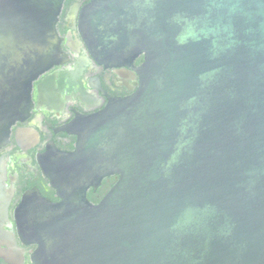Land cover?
<instances>
[{
    "label": "water",
    "instance_id": "95a60500",
    "mask_svg": "<svg viewBox=\"0 0 264 264\" xmlns=\"http://www.w3.org/2000/svg\"><path fill=\"white\" fill-rule=\"evenodd\" d=\"M64 1L0 0V147L68 58ZM78 25L99 64L139 79L64 127L74 151L52 143L40 159L61 200L35 188L16 207L30 262L264 264V0H90ZM3 188L0 257L26 264Z\"/></svg>",
    "mask_w": 264,
    "mask_h": 264
},
{
    "label": "flooded vegetation",
    "instance_id": "af4514ba",
    "mask_svg": "<svg viewBox=\"0 0 264 264\" xmlns=\"http://www.w3.org/2000/svg\"><path fill=\"white\" fill-rule=\"evenodd\" d=\"M90 0H65L57 23L62 47L68 58L54 65L34 82L35 106L24 120L12 126L8 143L0 147V178L9 197V220L14 224L18 244L24 249L25 263L36 245H24L16 231L15 209L28 190L38 189L54 202L61 199L40 164L48 146L54 143L62 151L76 148L77 135L64 130L74 118L102 109L110 96H127L136 89V71L127 67L99 64L79 30L82 6ZM142 64V55L134 66ZM116 175L103 178L98 188L90 186L87 197L97 203L116 182ZM3 245L1 248H4ZM0 248V249H1ZM0 264H10L0 257Z\"/></svg>",
    "mask_w": 264,
    "mask_h": 264
}]
</instances>
